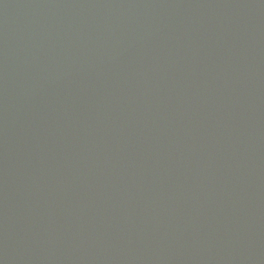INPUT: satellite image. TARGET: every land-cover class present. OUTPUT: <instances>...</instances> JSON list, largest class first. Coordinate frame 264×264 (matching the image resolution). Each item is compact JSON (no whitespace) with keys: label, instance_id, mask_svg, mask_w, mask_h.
Masks as SVG:
<instances>
[{"label":"water","instance_id":"water-1","mask_svg":"<svg viewBox=\"0 0 264 264\" xmlns=\"http://www.w3.org/2000/svg\"><path fill=\"white\" fill-rule=\"evenodd\" d=\"M0 264H264V0H0Z\"/></svg>","mask_w":264,"mask_h":264}]
</instances>
